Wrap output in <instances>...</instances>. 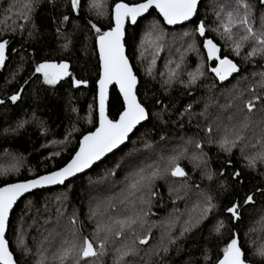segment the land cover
<instances>
[{
    "label": "snow or ice",
    "instance_id": "obj_1",
    "mask_svg": "<svg viewBox=\"0 0 264 264\" xmlns=\"http://www.w3.org/2000/svg\"><path fill=\"white\" fill-rule=\"evenodd\" d=\"M200 6L201 0H142L134 3L121 0L115 3L108 17L107 30H102L103 25L98 26V23L86 16L87 12L92 11L97 16L105 15L101 11L105 5L100 0H26L13 14L15 23L10 27L6 24L0 33V70L11 63L10 54H19L12 41L4 38L5 35H10L13 39L17 34L20 35L23 45L36 41L42 34V25L51 24L57 37L64 40L62 48L67 50L72 44V38L64 26L70 25L72 33L82 31L83 27L95 33V45L99 52V77L95 82L98 88V123L89 117L88 123L93 125V129L81 134L74 155L62 167L31 179L0 186V264H21L7 232L14 205L25 193L45 186L64 184L70 177L92 168L113 150L120 148L140 128H144L147 134L150 131L149 125L157 127L156 121L167 124L171 119L169 109L175 108L174 101L169 100L166 103L156 97L155 93L149 98L146 91L141 99L138 88L140 80L126 54V24L131 22L135 25L139 17H144L146 13L152 15L153 12L158 13L166 25L191 23V30L183 31L180 37L181 40H190L185 52L201 55L197 46L199 37L202 38L199 44L206 53L196 70L187 73V81L180 78L179 70L184 61V54L181 53V63H176L175 69H169L166 78L161 73V88L165 92L177 83L190 89L197 86L198 81L205 76L203 60L209 62L208 71L221 83L234 73L241 74L240 63L230 59L229 54L222 51V45L216 37L223 41V48L230 49L231 55L239 57L241 62L256 69L249 75L239 76L237 84L229 92L228 102L220 106L222 109L234 111L226 117L227 123H217L220 120L217 116L215 120L204 125L203 138L199 137V133L187 137L183 145L173 147L169 155L164 154L168 151L166 145H161L159 153H154L152 145L145 141L144 147L149 152L144 154V163L136 165L135 159L129 161L134 170L125 177L119 194L107 197L95 207L89 208L87 218L94 222L90 234H85L84 224L78 220L74 210L67 218L65 232L52 230L43 235L36 244L35 253L24 244L21 237V255H33L32 264H166L165 257L170 248L177 246L178 241L188 240L195 231L198 236L204 232L207 235L203 237V244L197 246L198 252H190L184 264H264V244L250 247L246 240L242 242L239 235L243 213L248 206L256 204V194L259 193L264 201V186L253 184L249 179L247 184L251 187L245 190L248 173L255 174L264 182V0H222L213 6L212 26L206 23V19L200 18ZM13 7L16 6L10 5L6 13L12 12ZM38 19H42V24L37 23ZM151 28L149 37L154 53L151 64L154 65L156 55L164 48L166 33L158 21L154 20ZM24 59L21 56L22 62ZM19 70L20 68L12 73L13 78ZM34 73L39 74L37 80H42L43 85L51 88H56L57 85L63 88L62 81H67L71 88L76 89L87 88L89 85L87 79L77 78L70 70V64L63 60L54 62L44 59L43 62L35 63ZM147 75L155 79L151 67L147 69ZM29 79L30 77L23 79V85H27ZM240 82H246L243 88L239 87ZM110 88L118 89L115 99L119 107L115 115L110 112ZM23 93L24 87L19 86L6 95V100L19 106L17 102L21 101ZM6 100L0 99V105H5ZM157 105L161 106L159 110H156ZM208 107L205 104L204 111L198 115L208 119L211 115ZM177 114L181 120L187 116L190 124L192 104L183 106V111ZM29 122L18 120L14 131L24 128ZM31 122L44 131L43 121L35 112ZM214 123L218 132L216 136L212 134ZM180 127H183V123H180ZM77 131L75 127L72 128V132ZM160 139L165 140L166 137L161 135ZM67 142L66 138L65 143ZM205 144L216 145L224 154L219 169L212 168L211 158L204 151ZM234 150L238 152L244 175L240 169L232 167ZM54 155H59V152ZM183 160L192 165V172L199 171L202 180L215 181L219 194L230 193L228 202L221 206L217 202V196L207 189H201L200 184L195 183L190 172L182 166ZM3 174L6 175L7 172ZM168 176L179 181L178 187L169 184L170 197L175 193L176 199H183L195 189L196 200L186 212L181 213L179 209L173 208L175 214H170L157 223L150 220V217L156 215L153 207H163L162 204H154L153 198L159 195L155 181ZM181 192L183 196L180 195ZM217 210L228 215L220 219L215 214ZM261 213L260 219L264 220V203L261 204ZM61 214V209L58 208V219ZM182 217L184 218L181 222ZM153 228L160 229V236L156 243L150 244ZM225 234L227 239H223V247L220 248L219 241ZM213 241H217L214 257L209 253ZM25 264L29 262L25 260Z\"/></svg>",
    "mask_w": 264,
    "mask_h": 264
},
{
    "label": "trees",
    "instance_id": "obj_2",
    "mask_svg": "<svg viewBox=\"0 0 264 264\" xmlns=\"http://www.w3.org/2000/svg\"><path fill=\"white\" fill-rule=\"evenodd\" d=\"M25 2L26 0H0V33L3 32L6 24L10 27L15 23L13 14ZM100 2L105 5L101 9L105 15L97 16L96 12L92 11L87 12L86 16L94 23H98V26L103 25L102 30H107L108 17L115 3L121 2V0H100ZM123 2L134 3L142 2V0H123ZM221 2L222 0H203L201 2L198 10L199 16L200 18L206 19V23H209V26H212L213 6ZM10 5H15L16 7L12 8V12L6 13V9ZM8 17L12 18L9 19ZM154 20L160 23L166 33V38L163 50L156 55V62L152 65L151 61L154 54L152 44L150 42L148 46L147 44L142 45V43L145 38L150 41L149 33H152V28L149 25ZM37 23L42 24V19H38ZM64 27L72 38V44L67 50L62 48L64 40L57 37L54 26L51 24L42 25L41 36L36 41H29L23 45L21 44V37L18 34L14 39L10 35L4 36V38L12 41L19 54L14 56L10 54L11 63H8L0 74V99L6 100V95L11 94L19 86L24 87V93L22 94L21 101L17 102L19 106L12 105L7 100L5 105H0V158L11 156V158H16L21 162L22 160L25 161L27 167L22 168L17 174L0 175V186H4L5 183H15L25 179H31L36 175H43L62 167L74 155V150L78 147L77 141L81 137V134L93 129V125L88 123L89 117L91 116L93 121L98 123L97 87L95 82L99 77V56L95 45V33L88 31L87 27H83L82 31H76L75 33H72L70 25ZM192 27L191 23H189L183 27L168 28L163 23L161 17L155 12L142 19L135 27L128 26L125 44L129 59L140 80L138 88L141 92V99L144 98L143 94L146 91L149 98H152L155 93L156 97L163 99L166 103L169 100L174 101L175 108L169 109L171 119L168 120L167 124H161L159 121H156L157 127L149 125L150 131L147 134H145L146 130L144 128H140L130 139L128 145L113 154L89 173L69 182L65 187L38 191L24 199L12 213L7 235L15 255L21 260V264H25V260L29 264L32 262L28 256L24 257L21 255L20 247L15 240V225L17 222H24L26 225V230L22 238L26 239L25 235L28 237L26 244L28 247L33 246L34 238L41 239L49 231L55 230V232L64 233L65 226L68 223L67 218L74 210L77 213L78 220L84 224L85 234H90L93 231L94 222L88 220L87 214L89 208L95 207L102 197L100 196L102 195L101 191H99L100 197H97V200L92 203V193L94 192H91V189L93 187L96 190L103 189L108 184L110 186L111 182L117 184V187L113 191L121 189L124 186L123 182L125 177L134 170V166L129 161L135 159L136 164L141 156L144 162V154L149 152V149L144 147L145 141L152 145V151L154 153H159L160 146L166 145L168 151L164 154L169 155L172 149L169 146L170 143L175 142L183 145L184 139L192 137L196 133H199L200 138L205 136V132L202 130L204 125L215 120L217 116L220 117L219 114L214 116L213 112H210L215 100V106L218 105V113L220 110L223 111L217 123L223 122L222 119H226L234 111V109H222L220 106L228 102L229 92L232 86L237 84L239 76L241 74L249 75L251 71L256 69L250 64L241 62L239 57L231 55L230 49L223 48V41H220L219 37H216V39L222 45V51L229 54L230 59L240 63L241 74L235 76L230 82L222 84L214 78L213 73L208 71L209 62L205 60L208 75L207 80L200 81L197 86L191 89L185 88L179 83L175 84L167 92L161 88V73L164 74L163 78H165L166 72L170 68L167 66L169 64L168 62L173 61L176 57V53L172 49H168L167 41L170 40L168 38L169 34L182 29L191 30ZM200 39L202 38L197 37V43L201 55L204 56L206 53L199 44ZM21 56L25 58L23 62L21 61ZM44 59H50L54 62H60L61 60L68 62L70 64V70L73 71V74L77 78L83 77L89 81L88 87H81L80 89L71 88L67 81L61 82L64 85L63 88L60 85H57L56 88L43 85L42 80H37L39 74L34 73V68L35 63L43 62ZM191 60L193 59H188L190 62ZM149 67L152 68L155 79L147 75V69ZM195 67L196 62H192L189 65V69H194ZM18 68L20 70L16 72V76L13 78L12 73ZM246 69L247 71H245ZM29 77V83L23 85V79H28ZM245 83L240 82L239 87L243 88ZM117 92V89H113L111 92L110 112L112 115H115L119 107L115 99ZM189 103L192 104L193 112L190 124L187 116L181 120V117L177 114L178 112H182L183 106ZM237 103L239 102L237 101ZM205 104L209 105L208 113L211 114L208 119L198 115V113L204 111ZM160 108V105L156 106V110ZM33 112L43 121V132L39 125L31 122ZM165 118L167 119V117ZM20 119L29 120L30 122L24 128L14 131L16 123ZM180 123H183V127H180ZM197 125H200V127L198 128ZM212 126L213 136L218 135L216 124L214 123ZM73 127L78 129V131L72 132ZM161 135H164L166 139L161 140ZM66 138L69 139L67 143H65ZM46 139L54 140L57 142L56 144H64L67 148L63 153H59V155L48 156L46 152H43ZM204 151L208 152L211 158L212 168L219 169L222 166L224 154L218 150L216 145L209 146L205 144ZM234 152L232 167L240 169L242 175H244L241 161L238 159V152L236 150ZM140 163L142 165V161ZM181 164L185 166L186 171L190 172L192 180L200 184L201 189H207L213 195L217 196V202L221 206L228 202L230 193L219 194L216 188V182H210L207 179L202 180L198 170L192 172V165L187 160L181 161ZM132 167L133 170L130 171ZM224 167L227 169L226 165ZM109 173H115V175H110ZM225 175H227V170L225 171ZM249 179L253 184L264 186V182H261L258 176L248 173L245 179V190L251 187L247 184ZM169 184L173 187H178L179 181L177 178L170 176L155 181L156 191L159 195L153 198L154 204L158 203L163 205V207H153V212L156 215L150 217V220L157 223L166 219L170 214H175L173 213V208L179 209L181 213L186 212L189 203L195 202L196 200L195 193L197 190L195 189L189 192L188 196L183 199H176L175 193L170 197L168 191ZM180 195L183 196V192ZM160 197H163V199L161 200ZM173 199H175V204H173ZM181 200H183L182 205L180 204ZM262 203L264 201H262L259 193H257L256 204L247 207V210L243 213L244 219L239 225L241 240L242 242L246 240L250 247L264 244V220L260 219L262 215ZM58 208L62 212L59 219L57 218ZM215 214L220 219H224L228 215L226 212L220 213L219 210ZM205 224H207V221H205ZM178 230L179 225H177ZM245 233H247V236H245ZM206 235L207 232H204L203 235L198 236L194 231L188 240L178 241V245L172 246L165 257L166 264H184L190 252H198L197 246L203 244V237ZM159 236L160 230L156 236L155 228H153V239L150 241V244L156 243ZM223 239H227V234L219 241L218 246L220 248L223 247ZM216 245L217 241H213L212 247L209 248V253L213 257L216 251ZM178 246L179 250H177Z\"/></svg>",
    "mask_w": 264,
    "mask_h": 264
},
{
    "label": "rangeland",
    "instance_id": "obj_3",
    "mask_svg": "<svg viewBox=\"0 0 264 264\" xmlns=\"http://www.w3.org/2000/svg\"><path fill=\"white\" fill-rule=\"evenodd\" d=\"M149 27L151 28V24L149 25ZM183 31H188V30L182 29V30L176 31L174 33H171L168 36V38L170 39L169 41H167L168 42V49L169 48L172 49L174 51V53H176V57L173 59V63L174 64L171 63V64H168L167 66L170 67L169 69H175L176 63H181L180 56H181V53H183L184 54V61H183V63H181V68H180L179 71L181 73L180 78L183 79L184 81H187L188 80L187 73L194 72L196 70L197 65L199 63H201L202 55L198 56L196 52H185V49L187 48V44L190 42V40L188 38H185L184 40H181L180 39ZM150 42L151 41H149V40H147V38H145V40L142 43V45H146L147 44L149 46L150 45ZM197 46H198V43H197ZM178 49H179V51H178ZM189 58H192L193 60H191V62H190V61H188ZM194 61L196 62V67L194 69H189V65L192 62L195 63ZM202 62L204 64L205 76L202 77L200 79V81H204V80H207L208 79L206 65H205V60H203ZM168 71L166 72L165 78L167 76ZM200 81H198V84L200 83ZM215 102H216V100L213 102V107H211V111L210 112H213L214 116L219 114L220 117H221L223 111L220 110V112L218 113V110H217L218 105L215 106L216 105ZM208 110H209V107H208ZM222 121H223V123H227L226 122V119H222ZM49 140L46 139V141H45L46 144L43 147V152H46V154L48 156H53L54 153H56V152L63 153L64 150L67 148V146L64 145V144H61V143L60 144L59 143L56 144L57 143L56 141H54V140H50L49 141ZM67 140H69V139H67ZM180 145L181 144H178V143H175V142H172V143L169 144V146L171 148L177 147V146H180ZM137 161L138 162L136 163V165H140L141 164L140 163L141 161H142V164L144 163L143 162V158L141 156H140V158ZM16 162L18 164H21V165H18ZM24 167H27V165L25 164V161H23V160L21 162V161H19L16 158H13V157L11 158V156H6V157L0 158V175H4L3 173H5V172H7V174H9V175L10 174L11 175L17 174ZM131 170H133V167L130 168V171ZM173 185H175V184H173ZM116 187H117V184L115 182H111L110 183V186L108 184V186L104 187L103 189H105V190H103V189H97L98 190L97 191L96 188L93 187L91 189V192H94V193H92L93 194L92 195V203L95 200H97V197H100V196H102L101 197V200H104L107 197L118 195L119 192H120V189L117 190V191H113ZM99 191H101V194H102L100 196H99V193H98ZM189 200H190V198H189ZM182 202H183V200L180 201V204L181 205H182ZM193 203L194 202L189 203V207L187 209H189L192 206ZM183 218L184 217L181 218V222H182ZM15 227H16L15 240H16L18 246L20 247V238L23 236V233L26 230V225H25L24 222H17L16 225H15ZM29 230H30V227H29ZM159 230H160L159 228H155L156 236H157ZM25 237H26V239L23 238V242H24V244H27L28 237L26 235H25ZM25 240H26V242H25ZM39 240H40V238H35L34 239V244L37 243ZM34 244H33L32 247H29L32 250V253H35V251H36V244H35V246H34ZM28 257L30 258V261L33 262L34 256L30 254Z\"/></svg>",
    "mask_w": 264,
    "mask_h": 264
},
{
    "label": "water",
    "instance_id": "obj_4",
    "mask_svg": "<svg viewBox=\"0 0 264 264\" xmlns=\"http://www.w3.org/2000/svg\"><path fill=\"white\" fill-rule=\"evenodd\" d=\"M202 1H203V0H201V2H202ZM113 8H114V7H113ZM150 11H152V10H150ZM157 14H158V13H157ZM148 16H149V14L146 13L144 17H139V18H138V21H137V24H138L142 19H144L145 17H148ZM161 19L163 20L162 17H161ZM137 24L133 25V24H131V22H128V23L126 24V29L128 28L129 25L132 26V27H135ZM187 24H189V23L186 22L185 25H187ZM185 25H175V26H170V25H166V24H165L166 27L171 28V29H173V28H177V27H183V26H185ZM126 35H127V31H126ZM126 35H125V41H126ZM125 48H126V54H127V47H126V44H125ZM97 51H98V48H97ZM127 55H128V54H127ZM98 56H99V52H98ZM130 63H131V61H130ZM131 64H132V63H131ZM2 71H3V70H0V74H1ZM237 75H238V74H235V73H234L232 77H229V79H228L227 81L223 82L222 84H226V83L230 82V81H231L235 76H237ZM138 87H139V84H138ZM112 90H113V88H110V98H111V92H112ZM117 91H118V89H117ZM97 94H98V88H97ZM97 113H98V99H97ZM134 134H135V133H134ZM134 134H132V135L130 136L129 140L126 141L124 145H121L120 148L113 150L112 153H109V154H108L107 156H105L101 161H98L95 165L92 166V168H90V169H86V170H85L84 172H82V173H78L75 177H70L68 180L65 181L64 184H62V185H51V186H45V187L40 188V189H34V190H32V192L25 193V195H24L23 197H21L20 200L17 201L16 205H14L13 212H14V210L16 209V207H17V206H18V205H19L24 199H26L29 195L34 194V193H36V192H38V191L54 190V189H57V188L65 187L69 182L75 180V179L78 178V177H81V176H83V175L89 173V172L92 171L95 167H97V166H99L100 164H102L103 162H105V161H106L109 157H111L113 154L117 153L119 150H121V149L124 148L126 145H128L130 139L134 136ZM13 212H12V213H13ZM12 213L10 214V217H9V225H10V221H11ZM8 231H9V230H8ZM7 235H8V232H7Z\"/></svg>",
    "mask_w": 264,
    "mask_h": 264
}]
</instances>
